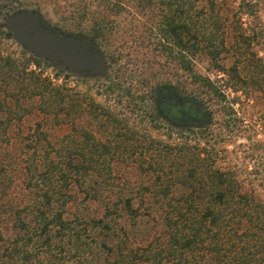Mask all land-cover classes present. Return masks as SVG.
<instances>
[{
  "label": "trees",
  "instance_id": "16d2710c",
  "mask_svg": "<svg viewBox=\"0 0 264 264\" xmlns=\"http://www.w3.org/2000/svg\"><path fill=\"white\" fill-rule=\"evenodd\" d=\"M39 2L0 0V142L7 140L10 122L28 110L25 102L30 98L55 116L81 108L77 91L69 92L64 82L44 73L41 64L48 61L25 48L17 55L3 50L2 40L13 37L6 29L7 14L27 7L41 9ZM255 2L239 0L240 15L228 23L216 0H53L76 28L96 40L113 32L112 14H124L129 29L123 32L130 31L141 46L152 39L154 49L180 71L173 82L162 78L165 70L150 62L138 72L131 69L136 48L123 37L109 56L113 73L104 79V90L115 93L117 102L143 109L154 125L166 124L167 135L177 134L173 143L149 139L146 145L137 141L132 147L140 155L137 164L152 175L150 183L139 186L140 200L147 195L158 202L165 233L157 242L133 241L127 221L134 225L142 211L127 183H115L112 175L111 157L120 142L117 137L114 144L99 141L83 130V142L62 144L54 154L51 145L39 153L37 144L27 145L23 165L27 198L21 206L4 209L11 221L4 227L0 223V264H264V199L245 188L234 169L222 168L214 160V139L222 126L230 127L239 100L229 92L261 84L264 69L256 52L247 53L250 40L235 38L229 45L224 31L245 29L240 18L255 12ZM143 14L149 20L142 22L144 29L137 16ZM230 47L237 58L226 63L221 56ZM199 54L207 56L214 72L196 69ZM31 63L35 67H29ZM58 69L64 71L62 66ZM161 85L191 95L206 108L207 102L216 104L223 118L220 127L215 131L207 122L167 121L157 104ZM145 99L151 103L144 106ZM90 107L95 116L125 128L127 138L141 139L127 118L92 98ZM40 127L38 121L34 132L45 139ZM147 138L142 136L143 141ZM9 185L10 177L0 171V202ZM76 187L84 198L100 204L99 214H67ZM152 206L149 215L157 210Z\"/></svg>",
  "mask_w": 264,
  "mask_h": 264
},
{
  "label": "rangeland",
  "instance_id": "374dc122",
  "mask_svg": "<svg viewBox=\"0 0 264 264\" xmlns=\"http://www.w3.org/2000/svg\"><path fill=\"white\" fill-rule=\"evenodd\" d=\"M198 1L204 3L207 0ZM216 1L223 15L228 17V23H234L240 15L237 7L239 0ZM39 3L42 12L50 20L67 27L76 28L68 18L67 12H62L56 8L53 0H40ZM254 9L253 14L243 13L240 18L245 29H224V31L229 45L235 38H248L250 44L247 53L256 52V56L261 58L260 62L264 69V0H257ZM123 16L122 13L112 14L113 32L107 38L96 40L104 51L107 60L106 69L102 74L82 77L69 72L66 75L65 71L59 70L58 66L53 63L46 64V62H43L41 64L44 73L52 76L58 83L64 82L69 92L74 93L77 91L78 96L82 97L81 108L78 112L55 116L53 113L43 112L38 107L35 98H30L25 102L28 110L20 119L10 122L7 128V140L0 142V171L2 175L10 177V185L7 188L6 196L0 202V211H4L5 207L9 209L10 204L15 207L21 206L27 198L23 165L28 144H37V153L43 151L44 146L49 147L51 145L49 149L54 154V148L62 144L67 142L72 144L73 140L79 141V143L83 142L85 138L82 131L86 130L90 131L93 138L99 141H110L114 144L115 137H117V141L120 142V147L114 151L111 157L112 175L115 183H127L128 191L135 195L134 203L139 204L142 211L134 225L127 221V227L132 232L133 241L135 243H143L149 240L157 242L163 237L165 229L158 212V202L147 195L141 202L138 192L141 183L151 182L152 175L137 164L140 155L138 152L132 151V147L134 142L137 141L146 145L149 143V139H161L173 143L178 139L177 134L173 131L170 135H167L166 124L161 122L158 126L154 125L148 120V116L143 109H134L125 101L117 102L115 93H108L104 90V79L107 74L113 73L109 56L113 48L119 46L123 37L128 39L126 44L130 45V48H136V51H133L131 55L135 60L129 64L131 69L135 68L138 72L150 62L154 66H159L165 70V74L160 75L162 78L171 79L173 82L178 80L180 71L174 70V66L166 59L165 55L154 49L152 39L146 40L144 45L141 46L140 43L135 41L134 37L136 36L133 37L130 31L123 32L124 29H129V24ZM137 16L139 17L138 24L141 26L142 22L145 24L149 21L147 15ZM142 28L144 29V26ZM2 45L4 51H10L14 55L19 54L24 48L14 37L3 39ZM221 58L224 62L230 63L237 58L235 50L230 47L223 52ZM241 58L243 59V57ZM195 59V67L198 71L214 72L207 56L199 54ZM29 67H35V65L31 63ZM259 78L261 84L258 86L248 84L237 92H229V96L237 94L239 100L233 106L234 113L232 117L234 122L231 121L230 127L222 126L221 135L218 136L217 140L214 139V147L217 151L214 160L222 168L234 169L244 187L252 189L264 199V70L259 74ZM91 98L104 107H108L111 112L116 113L119 117L127 118L128 126H132L141 139L127 138L125 128L118 129L114 127L113 123L95 116L93 113L95 110H91L90 107ZM150 103L149 99H145L144 106ZM207 103V108L211 111L207 123L210 129L216 131L220 127L223 118L216 104ZM38 121L41 123L40 129L44 133H40V135L45 139L37 138L39 132H34ZM116 133L120 134L116 136ZM144 135L148 137L147 140L145 139L146 141L142 139ZM210 140L212 141L213 138H210ZM78 189V187L75 188L77 196L69 202L67 214L71 215L75 211L87 215L99 214L102 210L100 204L96 200L84 198L83 193ZM151 206L157 208V210L149 215L147 209ZM2 213L4 216L0 215V223L3 226L5 223L10 222L11 218L8 217L6 210Z\"/></svg>",
  "mask_w": 264,
  "mask_h": 264
},
{
  "label": "flooded vegetation",
  "instance_id": "af4514ba",
  "mask_svg": "<svg viewBox=\"0 0 264 264\" xmlns=\"http://www.w3.org/2000/svg\"><path fill=\"white\" fill-rule=\"evenodd\" d=\"M27 9L31 10V14L34 15L33 21L37 24L39 29H49L59 36L79 39V42L76 44L77 49L69 53L68 58L71 60L55 51L39 50L37 53L32 51L29 52L57 66H62L65 72H72L82 77L102 74L104 72L107 60L104 51L99 46L96 39L82 33L78 28L67 27L66 25H61L60 23L50 20L41 9L32 7H27ZM79 52L80 55L99 56L100 63L97 64V66H90L87 63H83L78 56ZM71 53L75 54L76 57ZM161 88V90L157 88L156 91V98H158L157 104L167 121L173 122L176 125L180 122L191 125H200L207 122L210 113L200 101L194 99L191 95L181 93L173 86L161 85Z\"/></svg>",
  "mask_w": 264,
  "mask_h": 264
},
{
  "label": "water",
  "instance_id": "95a60500",
  "mask_svg": "<svg viewBox=\"0 0 264 264\" xmlns=\"http://www.w3.org/2000/svg\"><path fill=\"white\" fill-rule=\"evenodd\" d=\"M30 11L26 8L7 14L5 17L6 29L10 30L13 37L28 51L34 53L39 52V50L55 51L68 58L69 53L77 49L76 44L79 39L59 36L49 29H39L33 21L34 15ZM78 54L82 62L90 66H97L100 63L99 56L80 55V52ZM72 55L76 57L75 54Z\"/></svg>",
  "mask_w": 264,
  "mask_h": 264
}]
</instances>
